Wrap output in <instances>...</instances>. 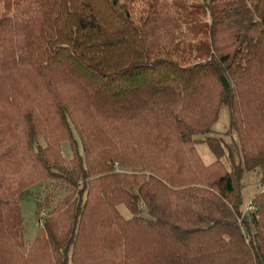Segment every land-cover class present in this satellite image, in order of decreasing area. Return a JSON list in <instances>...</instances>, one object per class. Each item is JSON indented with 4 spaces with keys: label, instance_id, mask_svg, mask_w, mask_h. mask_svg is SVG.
Instances as JSON below:
<instances>
[{
    "label": "trees",
    "instance_id": "trees-1",
    "mask_svg": "<svg viewBox=\"0 0 264 264\" xmlns=\"http://www.w3.org/2000/svg\"><path fill=\"white\" fill-rule=\"evenodd\" d=\"M3 8L0 264H264V0ZM222 106L237 156L212 130ZM255 170L263 190L245 212Z\"/></svg>",
    "mask_w": 264,
    "mask_h": 264
},
{
    "label": "rangeland",
    "instance_id": "rangeland-1",
    "mask_svg": "<svg viewBox=\"0 0 264 264\" xmlns=\"http://www.w3.org/2000/svg\"><path fill=\"white\" fill-rule=\"evenodd\" d=\"M172 1V0H169ZM186 3L190 4L192 0H185ZM194 1V0H193ZM200 0H196V2L199 3ZM1 14H6L5 9L3 8V0H0V16ZM193 19L198 21L199 23L208 22L209 18L208 16H205L203 14L202 10L194 9L192 12ZM182 31L184 34H187L186 27L187 25L185 23H182ZM186 32V33H185ZM191 35L194 36L195 32H191ZM190 40V37L189 39ZM212 130L214 135H220L222 136V139L226 143L228 149L231 150V152L234 154V156H237L238 153V146H237V139L233 132H230L229 129V116H228V108L226 106H222L220 108L219 117L217 122L213 125ZM61 148L63 150V154L65 157H68L69 150L68 146L63 143L61 145ZM197 153L201 157L204 164H209L214 161L213 155L208 150L207 146L204 143H199L196 146ZM260 180V173L259 170H255L249 173H245L241 180V195H242V207L243 210L245 209V212H247V206L250 203V199L257 193L263 190L262 186L259 183ZM119 213L124 218H129L130 214L127 211V209L124 206L118 207ZM21 216H22V227L24 231V239L27 242H30L35 232L38 228V216L36 215L35 210V204L31 200L30 197L26 196L23 198L21 202Z\"/></svg>",
    "mask_w": 264,
    "mask_h": 264
},
{
    "label": "water",
    "instance_id": "water-1",
    "mask_svg": "<svg viewBox=\"0 0 264 264\" xmlns=\"http://www.w3.org/2000/svg\"><path fill=\"white\" fill-rule=\"evenodd\" d=\"M221 82H222V84H223L225 89H229L230 88V85H229V83H228V81H227V79L225 77L221 78Z\"/></svg>",
    "mask_w": 264,
    "mask_h": 264
},
{
    "label": "built area",
    "instance_id": "built-area-1",
    "mask_svg": "<svg viewBox=\"0 0 264 264\" xmlns=\"http://www.w3.org/2000/svg\"><path fill=\"white\" fill-rule=\"evenodd\" d=\"M253 206L252 205H249L247 206V212H250V211H253ZM40 218V217H39ZM38 224H40V219H38Z\"/></svg>",
    "mask_w": 264,
    "mask_h": 264
},
{
    "label": "crops",
    "instance_id": "crops-1",
    "mask_svg": "<svg viewBox=\"0 0 264 264\" xmlns=\"http://www.w3.org/2000/svg\"><path fill=\"white\" fill-rule=\"evenodd\" d=\"M211 163H212V162H211ZM209 164H210V163H209ZM252 198H253V197H252ZM252 198H251V199H252ZM251 199H250V200H251Z\"/></svg>",
    "mask_w": 264,
    "mask_h": 264
}]
</instances>
